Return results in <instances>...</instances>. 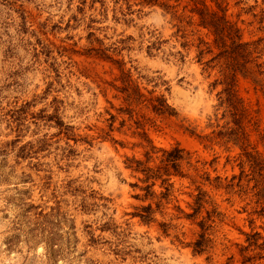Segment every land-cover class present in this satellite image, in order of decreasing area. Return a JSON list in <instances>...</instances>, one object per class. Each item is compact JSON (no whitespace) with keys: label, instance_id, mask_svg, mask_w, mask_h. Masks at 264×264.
<instances>
[{"label":"rangeland","instance_id":"obj_1","mask_svg":"<svg viewBox=\"0 0 264 264\" xmlns=\"http://www.w3.org/2000/svg\"><path fill=\"white\" fill-rule=\"evenodd\" d=\"M203 9L260 40L248 66L264 69V0H0V264H241L245 233L264 237V167L241 166V147L264 165V93L235 74L242 134L224 143ZM174 146L177 172L143 181L134 160Z\"/></svg>","mask_w":264,"mask_h":264},{"label":"trees","instance_id":"obj_2","mask_svg":"<svg viewBox=\"0 0 264 264\" xmlns=\"http://www.w3.org/2000/svg\"><path fill=\"white\" fill-rule=\"evenodd\" d=\"M199 14L201 17L200 24L213 32L217 46L223 49V52L219 53L216 58L219 59L220 57H223L225 59L221 70L224 79L227 81V86L223 89L224 96L219 101V105L224 107L223 115L228 114L229 120H227L225 124L221 126V129L216 131V134L224 143H232L234 145L240 146L239 135L242 134L239 113L240 100L237 98L230 85L234 80L235 74L240 73L244 76L250 77L255 85H258L264 93V69H262L263 64L254 62L253 67L248 66V64L251 62V59H248V57H250L253 48L257 47L258 41L260 40L253 42H240V37L237 34L239 29L226 23L223 18H216L214 15L208 14L205 9L199 11ZM241 148L243 151L241 154V166L247 165L250 168L251 174L257 178V182L261 181L263 178L262 170L264 165L259 159L258 154L248 151L244 147ZM182 152H184L183 149L177 146L172 147L170 150H163L160 160V164L162 166H157L156 168L145 167V162L141 160H134V162L136 163L137 167L143 166L141 171L146 174L143 181L147 182L150 178H160L161 175H159V171H161V168L164 169V174L167 175L171 174V172H169L170 167L173 168L175 172H177L179 166L178 161L183 158L181 155ZM232 178H234V176H232ZM152 185H154V182H151L144 187L147 192L145 196H147L149 192L151 194L153 193L152 191H149ZM228 187H232V184H229ZM197 189L198 192L195 196L193 212L187 214L188 217L194 216L200 211L204 201V196H206L205 191L199 187H197ZM140 210V212L133 213V215L138 216L145 223L152 221L153 208L151 204L140 207ZM207 213L208 214L206 217L209 219L210 212ZM198 224L202 231L199 233L198 238L191 244L192 252L194 254L205 251L207 240L205 237L204 221L202 220ZM245 235L246 245L242 247L240 246L239 249L243 256L241 259V264H253L255 259L264 257L262 254V250H264V237L258 231L245 233ZM259 239H262L261 243L258 242ZM248 250H252L254 254H245V252ZM261 264H264V262Z\"/></svg>","mask_w":264,"mask_h":264}]
</instances>
